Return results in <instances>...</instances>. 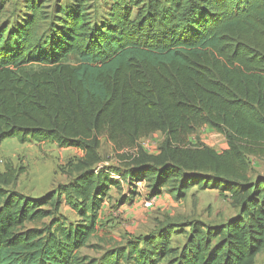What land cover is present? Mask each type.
I'll return each instance as SVG.
<instances>
[{"label":"trees","instance_id":"trees-1","mask_svg":"<svg viewBox=\"0 0 264 264\" xmlns=\"http://www.w3.org/2000/svg\"><path fill=\"white\" fill-rule=\"evenodd\" d=\"M87 1L50 13L47 0H25L19 26L0 23V144L82 152L73 179L38 199L6 190L13 173L0 175V264H254L264 177L251 176L248 158L264 157V0H127L98 23ZM205 126L225 150L190 143ZM155 133L163 139L148 154L138 143ZM102 139L121 167H100ZM141 182L176 200L219 190L237 213L191 223L180 249L160 233L82 255L110 190ZM63 204L78 221L59 214Z\"/></svg>","mask_w":264,"mask_h":264},{"label":"rangeland","instance_id":"rangeland-1","mask_svg":"<svg viewBox=\"0 0 264 264\" xmlns=\"http://www.w3.org/2000/svg\"><path fill=\"white\" fill-rule=\"evenodd\" d=\"M122 1L127 0H88L89 16L96 23L107 20L111 8ZM63 2L66 0H47L44 10L54 13L56 6ZM24 3L25 0H0V23L9 28L19 26L27 17ZM67 63L76 64V57L70 56ZM162 139L160 133H155L140 140L138 145L146 153L156 154ZM189 141L194 146H207L219 153L227 147L224 137L209 126L197 130ZM99 154L100 167H121L112 146L104 139ZM80 157L82 152L77 149H61L52 143L20 144L8 139L0 144V175L6 171L13 173L14 181L6 190L38 199L69 183L74 177L73 165ZM248 163L252 177H264V157H249ZM121 186V191L110 190L102 207L97 234L88 247L81 250L82 255L99 259L106 251L124 247L128 241L141 243L144 238L157 237L160 233L168 236L171 248L180 249L191 231V223L217 226L237 213L229 195L219 190L194 187L187 191L185 199L176 200L167 189L152 196L142 182L134 188ZM59 214L68 222L79 220L65 204ZM254 264H264V250L256 256Z\"/></svg>","mask_w":264,"mask_h":264}]
</instances>
